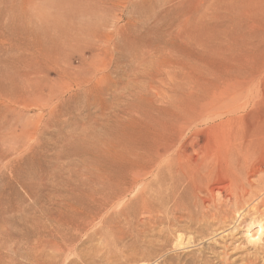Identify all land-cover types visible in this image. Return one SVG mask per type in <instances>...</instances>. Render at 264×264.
Instances as JSON below:
<instances>
[{
  "label": "rangeland",
  "instance_id": "374dc122",
  "mask_svg": "<svg viewBox=\"0 0 264 264\" xmlns=\"http://www.w3.org/2000/svg\"><path fill=\"white\" fill-rule=\"evenodd\" d=\"M203 152L161 234L143 198ZM260 200L264 0H0V264H264Z\"/></svg>",
  "mask_w": 264,
  "mask_h": 264
},
{
  "label": "bare ground",
  "instance_id": "6f19581e",
  "mask_svg": "<svg viewBox=\"0 0 264 264\" xmlns=\"http://www.w3.org/2000/svg\"><path fill=\"white\" fill-rule=\"evenodd\" d=\"M193 139V138H192ZM239 140V139H238ZM245 140V139H244ZM233 141V140H232ZM232 141H229V142H231V144L233 145V144H235L234 142H232ZM237 141V139L235 140V142ZM240 141V140H239ZM209 143V142H208ZM208 143L206 144V145H208ZM220 143H222V142H220ZM225 143H226V141H225ZM227 143H228V140H227ZM236 143H238V141L236 142ZM245 143V142H244ZM247 144H248V142H246ZM252 143V145H253V142H251ZM251 143H249V144H251ZM229 144V143H228ZM247 144H245L247 147H244L245 149H238V151L241 153V156H242V153L243 154H245L244 155V158H243V156L241 157V160H242V162H245L246 163V161H248V162H250L251 161V159H250V161L248 160L249 158H250V156L252 155L251 153H253L254 152V154H256L255 152L257 151L256 150V148H255V150H254V148H253V146L252 145H247ZM180 145V144H179ZM224 145V144H223ZM223 145H222V149H223ZM226 145V144H225ZM224 145V146H225ZM239 145H243V143L241 144V143H239L238 144V147H240ZM235 146H236V144H235ZM248 146L250 147V148H248ZM190 147H191V149H193L194 150V145H193V143H191L190 144ZM225 147H227V146H225ZM224 147V148H225ZM229 147V146H228ZM233 147V146H232ZM232 147L230 148V149H232ZM237 147V146H236ZM208 148V147H207ZM206 148V149H207ZM241 148V147H240ZM243 148V147H242ZM252 148V149H251ZM188 148H186V151H188L187 150ZM215 149V148H214ZM219 149V148H218ZM229 149V148H228ZM237 149V148H236ZM249 149H251V150H249ZM258 149V148H257ZM211 150H213V149H211ZM224 151H225V149H223ZM227 150V149H226ZM252 150H253V152H252ZM185 151V152H186ZM228 151V150H227ZM233 151V150H232ZM237 151V155H239V152ZM249 151H251V153H250V155H249ZM209 152V151H208ZM214 152V151H213ZM220 152H222V150H220L219 151V155H217V157L219 158V156H220V154L222 155V154H224V153H220ZM231 152V151H230ZM230 152H228L229 154H230ZM186 153H189V152H186ZM211 153V152H210ZM227 152H226V154H228ZM232 154H233V152H231ZM248 153V154H247ZM231 154V155H232ZM187 155V154H186ZM204 156V157H198V155H195V156H193V159L192 160H190V159H188L190 162V164H193V167H191V168H188V167H186V168H188V169H186V168H183V167H185L184 166V164H187V162H186V160H185V158H184V160H181V159H176L175 158V162H176V164H178V166H182V164H183V166H182V169H178V168H176L175 169V173H176V177L172 180V182H170V178L168 179V182H170L168 185L166 184H164V183H166L164 180V183L162 182L161 184L163 185V186H168V187H161V188H158L157 187V185H156V187L155 188H157L156 190H151V191H148L149 192V196L148 197H146V198H143V203H142V205H141V208H139V210H142V211H146V212H150L151 214H157L156 212H158V214H159V212H160V214L163 212L164 214H165V216L167 217L166 219H163L165 216H163V218L162 217H160V216H158V214L157 215H155L156 217H157V219H156V222H155V224H156V228H157V226L158 227H162L161 228V234H166L168 231L169 232H179V231H183L182 229H179V224H177V220H178V218H182V219H185V217L187 218V219H189L190 221L192 220V221H194V219H196V218H194V219H192L191 218V216H193L194 214H198V211H200V209L195 213L194 212V214L192 215L190 212V210H189V212L187 211V213H190V214H187L186 215V213L184 214V213H181V206H182V209H185V207H186V205H185V207H184V205H181V200H179L180 198H181V196L179 197L178 196V194H177V191H179V192H181V190L183 189V188H186L187 190H189L187 187H193V189L192 190H195L196 192H197V194L199 195V194H201V193H206L207 192V194H208V196L211 194L210 192H212V196L214 195L215 196V194L216 193H218V192H216L215 194L213 193V191H210V190H213V189H208L207 187H205V183H207V182H209V179H211V176L213 175L212 173H213V171H214V169H212V164L214 163H212L211 162V158L209 159V157H207L206 155H204V152L201 154V156ZM210 155H212V154H210ZM215 155V154H214ZM230 155V156H231ZM185 156V155H184ZM188 156V155H187ZM213 156V155H212ZM212 156H210V157H212ZM226 156V155H225ZM234 156H235V153H234ZM256 156V155H255ZM191 157H192V155H191ZM216 156H214V158H215ZM222 157V156H221ZM239 157H240V155H239ZM171 158H173V157H171ZM180 158H182V156H180ZM222 158H225L224 156L222 157ZM245 159V161H243V159ZM255 158V157H254ZM165 159V158H164ZM212 159H213V157H212ZM216 159V158H215ZM228 159H229V157H228ZM167 160V159H166ZM165 160V161H166ZM220 160L221 159H219V162H220ZM224 160V159H223ZM252 160H254L253 158H252ZM171 161L172 160H170L169 162L168 161H166V162H164V163H166L165 165H166V167H168V168H170L171 169V167H173V163L175 164V162L173 161V163L171 164ZM215 161V160H214ZM226 161V159L224 160V161H222V162H224V163H226L225 162ZM230 161H233V160H230ZM239 161V160H238ZM255 161V160H254ZM215 162H217V160L215 161ZM221 162V163H222ZM247 162V163H248ZM159 163H160V161H159ZM180 163V164H179ZM188 163V164H189ZM212 163V164H211ZM224 163H222V164H224ZM228 163H231V162H228ZM238 163V162H237ZM241 163V162H240ZM240 163H238L239 164V166H240ZM246 163V165L247 166H244L245 168L246 167H248V164ZM169 164H171V165H169ZM189 164V165H190ZM217 164H219L218 162L216 163V165ZM222 164H221V166H222ZM233 164V163H232ZM232 164H230V165H232ZM162 165V164H161ZM215 165V164H214ZM226 165H229V164H226ZM225 165V166H226ZM158 166H159V164H158ZM177 166V165H176ZM175 166V167H176ZM217 166H219V167H221L220 165H217ZM239 166H236L235 165V167H239ZM243 166V164L241 165V167ZM160 167V166H159ZM214 167V166H213ZM216 167V166H215ZM240 167V168H241ZM243 167V168H244ZM179 168H181V167H179ZM237 168H236V170H237ZM239 168V169H240ZM243 168H241V169H243ZM244 168V169H245ZM157 169H160V168H157ZM161 169H162V167H161ZM163 169H166L165 167H163ZM173 169V171H174V168H172ZM192 169V170H191ZM241 169L239 170L240 172H241ZM182 170V171H181ZM216 170V169H215ZM238 172V171H237ZM236 171H235V173H237ZM173 174H174V172H172ZM172 174V175H173ZM238 174H241V173H237V174H235L236 176H235V179L229 184V186H227V188L230 190V193H233V196H234V199L233 200H236L235 201V203L237 204V205H239V204H242V203H240L241 201H245L246 200V196L244 195L245 193H247L246 191L244 192V193H242L243 192V189H242V192L240 193V191L238 192V189L241 187L240 185H242L241 183H244V182H242L241 181V178L240 177H242V176H239ZM234 176V175H233ZM173 177V176H172ZM214 178V177H213ZM212 178V179H213ZM231 180V179H230ZM211 181V180H210ZM158 182V181H157ZM160 182H161V180H160ZM145 184V183H144ZM183 185V186H182ZM184 185H187V187L186 186H184ZM228 185V184H227ZM142 186V185H141ZM145 186V185H144ZM155 186V185H154ZM226 186V185H225ZM245 186V185H244ZM243 185H242V188H245ZM154 188V187H153ZM207 188V191H204L203 192V190L204 189H206ZM224 188V187H223ZM141 189V188H140ZM219 189H221V188H219ZM219 189H218V191H219ZM146 190V189H145ZM208 190H209V193H208ZM241 190V189H240ZM247 190V189H246ZM183 191H185V190H183ZM183 191H182V193L181 194H183ZM217 191V190H216ZM221 191V190H220ZM215 192V191H214ZM220 193V192H219ZM229 193V194H230ZM252 193V192H251ZM137 194V193H136ZM249 194V193H248ZM251 196L252 195H255V194H250ZM218 196V195H217ZM232 196V195H231ZM232 196V197H233ZM248 196V195H247ZM258 196V195H257ZM257 196H255V197H257ZM261 196V195H260ZM210 197H211V195H210ZM259 197V196H258ZM262 197L263 196H261V197H259V199H262ZM205 198V197H204ZM213 198V197H212ZM212 198L210 199V198H207L208 200L210 199V200H212ZM249 198V197H248ZM124 199V198H123ZM214 199V198H213ZM250 199H255L254 198V196H253V198H251L250 197ZM208 201V202H211V201ZM249 200V199H248ZM256 200V199H255ZM121 201V200H120ZM205 201V200H204ZM204 201H203V204L205 205L206 204V201H205V203H204ZM219 201V200H218ZM261 201V200H260ZM222 203V201L220 202V204ZM239 203V204H238ZM257 203V202H256ZM262 205L264 204V200H262L261 202H260ZM170 204H173L174 205V209H172L173 208V206H172V210L171 209H169V208H167V206L168 205H170ZM183 204V203H182ZM198 204V203H197ZM244 205H245V203H243ZM217 205V204H216ZM236 205V206H237ZM260 205V204H259ZM197 206V205H196ZM198 206H200L199 204H198ZM198 206H197V209H198ZM208 206V205H207ZM220 207V206H219ZM222 207V206H221ZM239 207H242V205H240ZM187 208V207H186ZM196 208V207H195ZM205 209H206V206L204 207ZM209 208H210V206H209ZM254 208H256V207H254ZM188 209H189V207H188ZM205 209H203V211H205ZM237 209H238V206H237ZM111 210V209H110ZM194 210V209H193ZM241 209L239 208V211H240ZM243 210V209H242ZM254 210V209H253ZM121 211V210H120ZM178 211H180V213L181 214H184V218L181 216V217H176L177 215V212ZM196 211V210H195ZM208 211V210H207ZM206 211V212H207ZM183 212H185V210L183 211ZM205 212V213H206ZM164 214H162V215H164ZM201 214H202V216H203V212H201ZM201 214H199V215H201ZM161 215V216H162ZM180 215V214H179ZM199 215H197L198 216V218H201L202 216H200L199 217ZM206 215H207V213H206ZM108 216V215H107ZM196 217V216H195ZM207 217V216H206ZM203 219V222H204V219H205V217L204 218H202ZM206 219H208V218H206ZM205 219V220H206ZM214 219V218H213ZM228 219V218H227ZM216 220V219H215ZM197 221H198V219H197ZM200 222V221H199ZM202 222V221H201ZM259 224V223H258ZM165 226H167L166 228H167V230H166V228L164 229V227ZM144 232V231H143ZM134 233V232H133ZM183 233V232H182ZM256 233H257V235L255 236L250 230H248L247 231V236H248V239L249 240H251V241H255V240H259V238H260V236L261 235H263L264 234V225H262L261 223L258 225V229H257V231H256ZM144 234H145V232H144ZM147 234V233H146ZM178 234H180V233H178ZM136 236H134V238L136 239V242H135V244H137L138 245V248L139 247H141L142 245H141V243L142 242H144V241H141L140 240V235L138 234V233H136L135 234ZM180 235H183V234H180ZM179 235V239H177L178 240V245L179 246H181L180 244L181 243H183L184 241H183V239H182V237ZM164 235H162L161 236V238H163V240H160L161 242H162V244L164 245L165 244V241H166V238L165 237H163ZM184 236V235H183ZM259 237L258 239L256 238V237ZM185 238V237H184ZM189 241V240H188ZM187 241V242H188ZM145 243V242H144ZM143 244V243H142ZM184 244V243H183ZM190 244V243H189ZM136 245V246H137ZM134 247V246H133ZM143 247H145V246H143ZM135 248V247H134ZM141 249H142V247H141ZM134 251H135V249H134ZM133 251V252H134ZM138 251V250H137ZM144 258V257H143ZM145 259V258H144ZM150 260V259H149ZM148 260V261H149ZM127 261V260H126ZM145 261V260H144ZM141 262H143L142 260H141ZM147 262V261H146ZM140 264V263H139ZM144 264V263H143Z\"/></svg>",
  "mask_w": 264,
  "mask_h": 264
}]
</instances>
